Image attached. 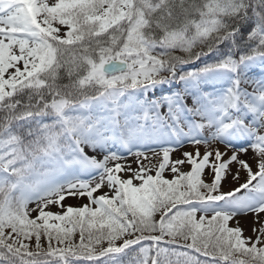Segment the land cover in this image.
<instances>
[{"label": "snow or ice", "instance_id": "1", "mask_svg": "<svg viewBox=\"0 0 264 264\" xmlns=\"http://www.w3.org/2000/svg\"><path fill=\"white\" fill-rule=\"evenodd\" d=\"M0 264H264V0H0Z\"/></svg>", "mask_w": 264, "mask_h": 264}, {"label": "rangeland", "instance_id": "2", "mask_svg": "<svg viewBox=\"0 0 264 264\" xmlns=\"http://www.w3.org/2000/svg\"><path fill=\"white\" fill-rule=\"evenodd\" d=\"M244 178H245V177H244V175L242 174V177H241V182H243ZM248 220L250 221V220H251V218L249 217V218H248Z\"/></svg>", "mask_w": 264, "mask_h": 264}]
</instances>
